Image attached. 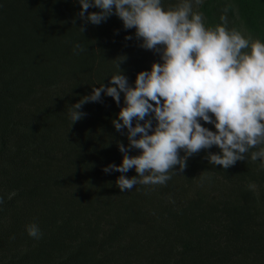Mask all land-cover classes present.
<instances>
[{
    "label": "trees",
    "instance_id": "trees-1",
    "mask_svg": "<svg viewBox=\"0 0 264 264\" xmlns=\"http://www.w3.org/2000/svg\"><path fill=\"white\" fill-rule=\"evenodd\" d=\"M192 4L205 27L223 15L229 30L264 42V0ZM79 10L78 0H0V264H264V161L250 159L264 145L227 169L208 162L220 152L212 146L182 173L175 166L164 185L124 192L116 180L135 169L103 171L122 162L118 142L128 145L112 123L124 94L117 105L102 93L72 125L71 105L109 83L118 56L133 87L161 57L116 15L82 33ZM33 223L38 240L26 230Z\"/></svg>",
    "mask_w": 264,
    "mask_h": 264
},
{
    "label": "clouds",
    "instance_id": "clouds-1",
    "mask_svg": "<svg viewBox=\"0 0 264 264\" xmlns=\"http://www.w3.org/2000/svg\"><path fill=\"white\" fill-rule=\"evenodd\" d=\"M78 3L82 33L88 23L99 25L116 15L124 29H135L141 48L161 57V62L154 61L150 70L136 74L133 87L120 68L127 57L118 56L115 62L119 71L110 76L109 83L93 86L90 94L70 107L72 125L84 117L82 106L99 102L102 93L117 105L124 94V105L112 123L117 132L127 136L128 145L118 142L122 162L103 168L105 173L122 174L135 169L136 176L117 178L121 192L137 184L164 185L175 166L179 165L182 173L189 157L212 146L220 152H209L208 162L227 169L245 160L251 149L264 145V42L246 38L235 28L229 30L223 15L220 24L205 27L202 15L193 10L192 0H180L168 8L162 0ZM125 39L131 40L132 36L126 35ZM83 51V45L74 44V54ZM201 120L213 124L215 131ZM132 149H138L139 154L129 155ZM250 159L264 161V147L252 151ZM26 230L34 239L42 236L35 223Z\"/></svg>",
    "mask_w": 264,
    "mask_h": 264
}]
</instances>
